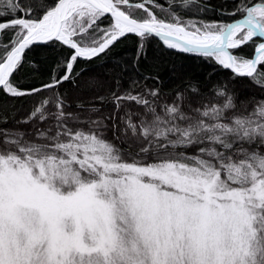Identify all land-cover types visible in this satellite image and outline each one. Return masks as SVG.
<instances>
[{
  "label": "snow or ice",
  "instance_id": "1",
  "mask_svg": "<svg viewBox=\"0 0 264 264\" xmlns=\"http://www.w3.org/2000/svg\"><path fill=\"white\" fill-rule=\"evenodd\" d=\"M0 264H264V0H0Z\"/></svg>",
  "mask_w": 264,
  "mask_h": 264
},
{
  "label": "trees",
  "instance_id": "2",
  "mask_svg": "<svg viewBox=\"0 0 264 264\" xmlns=\"http://www.w3.org/2000/svg\"><path fill=\"white\" fill-rule=\"evenodd\" d=\"M163 2V0H161ZM207 3L213 6H220L224 0H206ZM208 18H215L212 14H209ZM136 50V42L134 37H129L127 40L121 41L110 54L109 57L96 60L91 67L94 71L92 74L100 75L101 78H111L116 75L117 72L112 70L113 59L123 58L131 62ZM149 60L148 65L157 64L163 69L161 72L162 84L161 86L165 91H175L176 89L184 88L190 82H205L208 80L209 75H212L213 80H224L228 77L229 73L225 70L210 65L200 58L190 57L184 54H170L166 50H161L158 45L153 43V46L149 48ZM57 56V53L52 50L43 51L36 50L33 53H29V58L39 62V71L29 76V79L39 80L45 78L50 71V66L53 59ZM147 65L141 64L139 71L136 72L133 69H129L128 75H142L147 74L145 69ZM173 67L177 68L179 72H173ZM118 71V70H117ZM155 71V69H153ZM151 83V81H149ZM246 83V81H245Z\"/></svg>",
  "mask_w": 264,
  "mask_h": 264
}]
</instances>
